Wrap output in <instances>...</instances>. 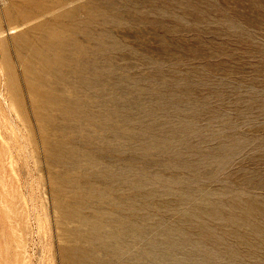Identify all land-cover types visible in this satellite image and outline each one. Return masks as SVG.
Returning <instances> with one entry per match:
<instances>
[{"label":"rangeland","instance_id":"374dc122","mask_svg":"<svg viewBox=\"0 0 264 264\" xmlns=\"http://www.w3.org/2000/svg\"><path fill=\"white\" fill-rule=\"evenodd\" d=\"M89 9L92 35L111 34L104 74L92 97L66 93L104 126L47 106L56 79L28 47ZM102 211L113 218L94 234ZM78 250L95 264H264V0H0V264H72Z\"/></svg>","mask_w":264,"mask_h":264},{"label":"bare ground","instance_id":"6f19581e","mask_svg":"<svg viewBox=\"0 0 264 264\" xmlns=\"http://www.w3.org/2000/svg\"><path fill=\"white\" fill-rule=\"evenodd\" d=\"M122 6V5H121ZM96 7V6H95ZM98 8V6H97ZM96 9V8H95ZM124 9V8H123ZM80 10V9H79ZM87 10V9H86ZM91 9H89V16L85 20V22L80 21L81 24L79 23H74L71 19V15L70 13L68 14V20L70 21L68 24H58V26H56L54 29L49 28L46 29V31L44 32V35L39 39V45L40 47L37 46H31V44L29 45L28 43V47L30 48V50L32 49V57H34L35 59L40 60L41 64H42V68L45 71L46 75H52L55 79H56V84L52 90V92H50L48 95L44 94L43 98H47V106L51 103H53L52 101L56 102V103H60L61 107H60V111L62 112L64 118H76L79 119V117L81 119L86 118V121L88 122H97V124H99V120H100V124L99 126H104L103 122H101L102 118H99L98 116H92L90 115V113L88 112L87 109H85V105L83 104V102H81L80 100L82 99L81 97H78V99L73 98L74 100H70L69 96L67 95V89L70 90V92H73L75 94H78L80 96L83 97H92L90 94H87L86 91L93 88V83L98 82L99 80H101V76L104 74L103 69H101L96 63H95V59L98 56V54L105 52L106 50H108V43L107 41H109V37H111L110 33H103L105 34L102 38H96L92 35V27L96 26L95 24L97 23L101 11L100 9H98L99 11L95 10V11H90ZM97 11V12H96ZM87 13V12H86ZM107 13V12H105ZM104 13V15H105ZM103 14V13H102ZM111 14V13H110ZM73 16V15H72ZM110 16V15H109ZM101 17H104L103 15ZM106 17V16H105ZM108 17V16H107ZM112 17V16H111ZM66 18V17H65ZM110 18V17H109ZM22 19V18H21ZM58 19V18H57ZM73 19V18H72ZM75 19V18H74ZM105 21H109L108 19L104 18ZM59 21V20H58ZM62 21V20H60ZM76 21V20H74ZM84 21V20H83ZM64 22V21H63ZM77 22V21H76ZM79 22V21H78ZM104 22V21H103ZM56 24V25H57ZM79 31H83V33L86 35V38H88V40L90 42H93V45H91L89 43V45H91L92 47L91 50L88 48L87 45H82L78 42L80 40L76 39L74 36H76V34H78ZM43 32V31H42ZM94 33V32H93ZM66 34H70V37L68 35L65 36ZM82 34V35H84ZM113 34V33H112ZM81 35V36H82ZM96 35V34H95ZM99 35V34H98ZM80 36V37H81ZM78 37V36H76ZM83 39V38H82ZM37 41V40H36ZM84 41V39H83ZM34 44V43H33ZM32 44V45H33ZM110 44V43H109ZM26 45V43H25ZM27 47V48H28ZM26 48V47H25ZM120 48V47H119ZM20 49V47H19ZM88 49L90 51H88ZM29 50V51H30ZM21 51V50H20ZM57 51H61L60 53H56ZM33 59V58H32ZM35 63V62H34ZM40 66V65H39ZM35 67V66H34ZM112 67V66H111ZM28 68V67H27ZM30 70H33V66H30L29 68ZM43 70H40L42 72H44ZM36 71V69L34 70ZM110 73V72H109ZM37 74V73H36ZM44 74V73H43ZM107 74V73H106ZM11 75V74H10ZM13 76V75H12ZM37 76V75H36ZM43 76V75H42ZM105 76V75H104ZM45 77V76H44ZM43 78V77H42ZM46 78V77H45ZM101 78V79H100ZM35 80V79H34ZM37 80V79H36ZM105 80V79H104ZM126 80V79H125ZM38 81L42 84L43 79L39 78ZM52 81V80H51ZM50 81V83H51ZM117 81V80H116ZM53 82V81H52ZM35 83V82H34ZM37 83V82H36ZM47 83V82H46ZM117 83V82H116ZM38 84V83H37ZM44 84V83H43ZM52 84V83H51ZM50 85V84H49ZM40 86V84H39ZM114 86V85H113ZM36 87V85H35ZM38 88V87H37ZM40 88V87H39ZM38 88V89H39ZM42 88V87H41ZM100 89V88H99ZM50 90V89H49ZM33 91V90H32ZM102 91V90H101ZM42 92V91H41ZM36 93V92H35ZM39 93V92H38ZM48 93V92H47ZM72 93V94H73ZM34 94V93H33ZM40 95V93H39ZM37 96V95H36ZM42 96V95H40ZM77 96V95H76ZM39 97V96H37ZM113 101V100H112ZM111 102V101H110ZM109 102V103H110ZM56 105V104H55ZM58 105V104H57ZM105 105V104H104ZM107 105V104H106ZM113 105V103H112ZM111 105V106H112ZM54 106V105H53ZM51 106V107H53ZM60 106V105H59ZM56 107V106H55ZM53 107V108H55ZM46 108V107H45ZM59 108V107H58ZM49 109V108H48ZM57 110V111H59ZM59 111V112H60ZM108 112V111H107ZM98 115V113H97ZM82 116V117H81ZM112 115L111 114H107V116L105 115V117L110 118ZM96 117V118H95ZM61 118V115H60ZM63 118V117H62ZM63 118V119H64ZM104 118V117H103ZM80 119V120H81ZM99 119V120H98ZM82 121V120H81ZM76 120V123L80 122L82 125V122ZM107 121V119H106ZM63 122V121H62ZM69 122V121H68ZM72 122V121H71ZM85 122V121H84ZM87 122V123H88ZM70 123V122H69ZM75 123V120L74 122ZM68 124V123H67ZM111 126V125H110ZM69 127V125H68ZM91 141V140H90ZM114 148V147H113ZM103 149V148H102ZM105 149V148H104ZM70 150V149H69ZM97 150V149H96ZM57 152V151H56ZM64 152V151H63ZM103 152V151H102ZM68 153V154H67ZM58 154V153H57ZM64 156V158H66L69 161L78 159V154L77 151H70V152H64L61 153ZM65 154V155H64ZM97 154V152H96ZM99 155V154H98ZM103 157V156H102ZM55 158V157H54ZM107 158V157H106ZM115 158V157H114ZM52 159V158H51ZM116 159V158H115ZM130 161V160H129ZM71 163V162H70ZM66 164V163H65ZM135 164V163H134ZM71 164H69L68 166H70ZM62 175V174H61ZM105 178V177H104ZM125 178V177H124ZM77 180V179H76ZM103 180V179H102ZM109 180V179H108ZM122 180V179H121ZM98 182V181H97ZM114 182V180H113ZM127 182V181H126ZM59 184V183H58ZM113 184V183H112ZM110 186V185H109ZM137 186V185H136ZM115 187V186H114ZM87 191V190H86ZM67 192V191H66ZM106 192V191H105ZM132 196V195H131ZM96 197V195H95ZM94 197V198H95ZM114 197V196H113ZM125 197V196H124ZM123 197V198H124ZM93 198V199H94ZM82 199V198H81ZM96 199V198H95ZM103 200V199H102ZM121 200V199H120ZM123 200V199H122ZM81 201V200H80ZM87 201V200H86ZM82 202V201H81ZM131 202V201H130ZM80 203V202H79ZM88 203V202H87ZM98 203V201H97ZM110 203V202H109ZM100 204H103L102 202ZM99 204V205H100ZM117 204V203H115ZM127 204V203H126ZM114 205V203H113ZM130 205V204H129ZM123 206V205H122ZM70 207V206H69ZM132 207V206H131ZM125 208V207H123ZM84 209V208H83ZM107 209V208H106ZM115 209V208H114ZM69 210V209H68ZM77 210V209H76ZM80 210V209H79ZM135 210V209H133ZM82 211V210H81ZM113 211V210H111ZM80 212V211H79ZM117 212V211H116ZM134 212V211H133ZM68 217H76L80 219V222L82 223H86L88 222L87 220L81 219V217H79V215H77L75 213V211H73L71 209V211H67L65 213ZM109 213L106 212H101L100 215H98L96 220H93L90 222V225L92 226L91 228H93V232L94 234L98 233L100 230H103L102 228L104 227V221L107 222L108 219H112L113 217L108 215ZM64 215V214H63ZM122 216V215H120ZM116 217V216H115ZM114 217L113 221L115 223L113 224H118L121 226H133V224L131 222L126 221V219H116ZM131 217V216H130ZM140 217V216H139ZM126 218V217H125ZM136 219V218H135ZM139 219V218H138ZM132 221V220H131ZM112 223V222H111ZM127 224H131V225H127ZM142 224V223H141ZM89 225V226H90ZM135 225V224H134ZM112 226V225H111ZM136 226V225H135ZM114 227H118L115 226ZM111 228V227H110ZM120 228V227H118ZM135 228V227H134ZM121 229V228H120ZM119 229V231H120ZM130 229V228H129ZM133 229V228H132ZM136 229H140L137 228ZM115 230V229H114ZM125 230V228H124ZM143 230V229H142ZM145 230V229H144ZM79 231V230H78ZM81 231V230H80ZM133 231V230H132ZM140 231V230H139ZM112 232V231H111ZM125 232V231H123ZM144 232V231H143ZM75 233V232H74ZM119 233V232H117ZM122 233V232H121ZM141 233V232H140ZM93 234V233H92ZM101 234V232H100ZM111 234V233H110ZM113 234V233H112ZM123 234H121L122 236ZM95 236V235H93ZM106 236V235H105ZM120 236V235H119ZM134 236V235H133ZM75 237V236H74ZM115 237V236H114ZM83 238V237H82ZM113 238V235H112ZM117 238V237H116ZM120 238V237H118ZM124 238V235H123ZM92 239H95L92 238ZM98 239V237H97ZM106 239V237H105ZM115 239V238H114ZM100 240V238H99ZM120 240V239H119ZM98 241V240H97ZM107 243V241H106ZM106 243H104L105 245H107ZM101 244V243H100ZM102 244V245H104ZM115 244V243H114ZM104 247V246H102ZM107 247V246H106ZM105 247V248H106ZM113 247V246H112ZM116 249V248H115ZM74 250V249H73ZM112 250V249H111ZM119 250V249H118ZM75 251V250H74ZM80 251V250H78ZM117 252V251H116ZM76 252H73L72 255H70L71 253L69 252L66 253V258L67 260H70V262H72V264H95L94 262V258L92 256H89L88 254H86L85 252L80 251L79 253H81L80 255L76 254L77 256H73ZM69 262V263H70ZM98 262V261H97ZM96 262V264H98ZM102 264V263H101Z\"/></svg>","mask_w":264,"mask_h":264}]
</instances>
